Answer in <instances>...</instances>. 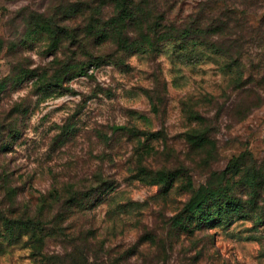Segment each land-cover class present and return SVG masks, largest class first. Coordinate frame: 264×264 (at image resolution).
<instances>
[{
  "label": "rangeland",
  "instance_id": "1",
  "mask_svg": "<svg viewBox=\"0 0 264 264\" xmlns=\"http://www.w3.org/2000/svg\"><path fill=\"white\" fill-rule=\"evenodd\" d=\"M207 1L159 4L187 24ZM217 1L264 83V0ZM106 2L0 0V264H264V103L203 48H81ZM201 191L218 225L189 227Z\"/></svg>",
  "mask_w": 264,
  "mask_h": 264
},
{
  "label": "trees",
  "instance_id": "2",
  "mask_svg": "<svg viewBox=\"0 0 264 264\" xmlns=\"http://www.w3.org/2000/svg\"><path fill=\"white\" fill-rule=\"evenodd\" d=\"M108 2L106 3L112 6L113 16L108 21L91 20L87 26L89 35L85 36L89 40L83 39L81 48L86 50L89 45L95 48L111 43L116 48L115 53L122 55L121 59L138 53L160 51L163 46L161 42H169L181 50L186 47L203 48L225 58L226 68L236 70L232 82L239 93H256L259 102L254 108L264 103V83L248 87V83L242 82L240 69L242 49L249 43L244 35V24L235 20L233 22L230 16L225 17L227 21L220 22V17L216 13L210 12L206 15L207 10L215 9L217 0H208L197 17L187 24L167 20L166 12L162 11L159 0H108ZM84 41L87 43L84 44ZM90 58L95 65H99L103 60L102 57H94L93 54ZM84 68V65H75L73 70L77 72L79 69L80 74ZM162 179L164 181L169 178L163 176ZM217 201L214 191L198 193L188 208L189 215L186 221L189 227L194 224L199 227L218 225L232 206L228 203L223 206Z\"/></svg>",
  "mask_w": 264,
  "mask_h": 264
},
{
  "label": "water",
  "instance_id": "3",
  "mask_svg": "<svg viewBox=\"0 0 264 264\" xmlns=\"http://www.w3.org/2000/svg\"><path fill=\"white\" fill-rule=\"evenodd\" d=\"M119 128H117L116 130H118Z\"/></svg>",
  "mask_w": 264,
  "mask_h": 264
}]
</instances>
